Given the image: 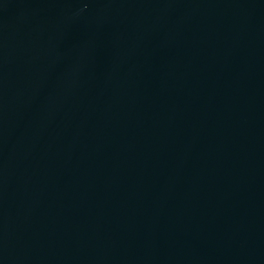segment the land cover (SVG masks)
<instances>
[{"label": "water", "instance_id": "obj_1", "mask_svg": "<svg viewBox=\"0 0 264 264\" xmlns=\"http://www.w3.org/2000/svg\"><path fill=\"white\" fill-rule=\"evenodd\" d=\"M0 264H264V0H0Z\"/></svg>", "mask_w": 264, "mask_h": 264}]
</instances>
